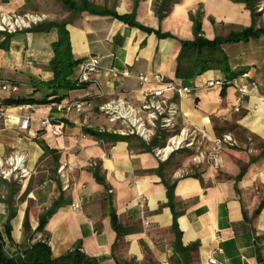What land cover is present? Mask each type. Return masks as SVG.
Segmentation results:
<instances>
[{
	"label": "crops",
	"instance_id": "obj_1",
	"mask_svg": "<svg viewBox=\"0 0 264 264\" xmlns=\"http://www.w3.org/2000/svg\"><path fill=\"white\" fill-rule=\"evenodd\" d=\"M26 1L0 0V12L34 11L67 20L72 55L81 61L75 74L90 59L97 60L101 71L95 84L70 91L60 101L86 102L81 116L71 112L62 117L47 105L5 107L8 98L41 101L50 94L48 64L57 31L18 33L6 51L0 50V107L6 110L0 158L18 154L28 172L20 181L0 179L5 255L24 258L33 243L47 241L52 259L79 245L80 253L95 264H264V35L226 42L246 30L264 29V0H172L162 19L154 7L165 0H87L94 12H81L71 21L66 10H25ZM113 14L132 16L151 32ZM195 22L199 37L222 42L220 50L237 77L228 80L218 70L192 79L176 76L182 45L195 40ZM153 74L192 90L190 98L165 94L178 109L177 133L184 130L193 143L166 161L155 157V148L140 149L141 140L113 143L89 133L111 135L99 106L115 99L139 106L137 77ZM219 81L223 84L206 86ZM250 83L257 89L240 96L238 88ZM4 85L17 87V92H2ZM24 119H29L28 128L20 130ZM44 119L62 125V135L41 128ZM224 137L234 145L215 147ZM196 154L204 160L192 161ZM78 202L81 209L72 210ZM53 203L58 208L43 232H37Z\"/></svg>",
	"mask_w": 264,
	"mask_h": 264
},
{
	"label": "built area",
	"instance_id": "obj_2",
	"mask_svg": "<svg viewBox=\"0 0 264 264\" xmlns=\"http://www.w3.org/2000/svg\"><path fill=\"white\" fill-rule=\"evenodd\" d=\"M26 19V20H25ZM25 19L11 18L8 16H0V33L12 34L16 29L29 26L31 23L36 24L41 19L33 17H25ZM100 67L97 60L90 59L82 65L78 71V80L84 84H95L96 75L100 73ZM112 76H116V71L110 70ZM127 76L126 74H123ZM140 88L142 89V102L139 106H133L123 99H115L99 106V113L106 119L111 126L109 134L119 137H135L146 145H149L155 138L158 140L165 135L166 141L162 148H155L154 155L160 161H166L173 154L189 149L193 143L188 139V134L181 130L177 133L175 119L178 116V109L169 104L165 98V94L173 93L180 97L190 98L192 90L188 87L178 85L175 81H166L159 74H153L151 77L140 75L137 77ZM219 82H209L207 87L222 85ZM256 83L242 85L238 88L240 96H245L251 91L256 90ZM2 92L15 93L17 87L4 85ZM89 105L82 100H73L65 102H52L47 105L50 111H56L66 117L69 113L75 112L78 116L85 113V107ZM6 110L0 107V124L4 120ZM29 125V119L20 122V130H26ZM41 128L49 129L54 136L62 135V125L55 126L49 120L44 119L40 123ZM223 144L234 145L230 137H224L220 141H215L214 146L220 147ZM204 160L202 154L197 155L193 161L200 163ZM28 176V172L24 168V158L18 154L11 155L6 159L0 158V179L3 181H20ZM72 210L81 209V203L72 205ZM214 264V262H212Z\"/></svg>",
	"mask_w": 264,
	"mask_h": 264
},
{
	"label": "trees",
	"instance_id": "obj_3",
	"mask_svg": "<svg viewBox=\"0 0 264 264\" xmlns=\"http://www.w3.org/2000/svg\"><path fill=\"white\" fill-rule=\"evenodd\" d=\"M61 3L68 8L69 11L76 14H80L84 11H93L91 5L87 0H80V5L77 6L74 2L70 0H59ZM166 1V2H165ZM163 4L159 7H154L156 15L159 19H162L169 11L170 6L173 3L172 0H165ZM252 16L254 14L253 5L251 2L248 3ZM119 21L128 24L131 27L143 30L147 33H150L151 30L143 28L137 25L132 16H117L112 15ZM66 24H48L40 25L33 29L28 30V33H39V32H49L51 29H56L58 40L52 44L53 57L48 64V69L52 74V80L47 83V87L50 90V94L41 101H34L32 99H12L8 98L3 101L5 107H17L21 105H38L44 106L52 102H60L65 98V94L81 88L82 86L88 85L79 82L75 70L80 65V60H75L72 55V50L69 41L68 32L65 29ZM199 27L197 22H195L194 36L195 40L192 43H184L182 45V51L177 61L176 76L178 78L192 79L199 75L204 74L209 70H218L221 73L225 74L228 80H232L238 76L239 72H232L229 68L226 57L220 50L221 41H206L199 37ZM260 35H264V29H259L253 31L252 29L246 30L242 35H232L226 42L234 43L242 40H248L249 38H258ZM3 41L0 42V50L6 51L7 44L10 42L12 35H3ZM89 133L96 137L97 139L103 141H110L113 143L116 142H130V140L138 138L135 137H119L114 135H107L105 133L95 134L89 131ZM139 140V139H138ZM137 140V141H138ZM159 140L155 138L149 145H146L142 141H138V146L140 149L145 151H151L153 148H162L158 147ZM47 152L48 150L44 148ZM168 197H172V187H168ZM58 208V205L53 203L50 210L42 214L40 218V225L37 229V232H43L44 226L49 216H51L55 210ZM178 214L174 213V225L173 229L175 233L179 236V232L176 228L175 220ZM112 223L114 229L118 230L116 227V219L112 216ZM10 229L6 227V233L9 236ZM118 235H121L118 232ZM177 250L181 253L184 250L181 248L179 241L176 244ZM0 264H95L94 261L87 259L85 256L80 253V247L77 245L72 251L67 254L57 258L52 259L50 249L47 245V241H38L31 245L30 251L24 258H8L3 252V242L0 236Z\"/></svg>",
	"mask_w": 264,
	"mask_h": 264
},
{
	"label": "rangeland",
	"instance_id": "obj_4",
	"mask_svg": "<svg viewBox=\"0 0 264 264\" xmlns=\"http://www.w3.org/2000/svg\"><path fill=\"white\" fill-rule=\"evenodd\" d=\"M4 1V0H3ZM72 2H74V4H76L77 6L80 5V0H70ZM45 10L46 12H56L57 10H66L68 11L69 13H71V18L68 19V21H71L72 18H74L75 16H77L78 14L74 13V12H71L68 10L67 7H65L61 1L59 0H40L39 2H37V4H33V1L32 0H27L26 1V6H25V10ZM8 16V17H11L13 19L15 18H19V19H25V17H33L34 19L35 18H39L41 19L40 22H37L36 24H30L29 26H24V27H21L20 29H16V32L15 33H12V34H7V33H0V34H3V35H16L18 33H24V32H27L28 30L30 29H33L35 27H38L40 25H48V24H58V25H61V24H66L67 20H64V19H58V18H55V19H49L48 17L46 16H43V15H40L38 13H35L34 11H30V12H14V13H4V12H0V16ZM26 20V19H25ZM2 36H0V40L3 41V39H1ZM166 141V137L165 135H162L161 138L159 139V143H158V147H161L162 145H164ZM183 151H187L186 149L184 150H181L179 151L178 153H183ZM176 154V153H175ZM174 155V154H173ZM198 155V154H196ZM208 157V154H205V158ZM193 159V158H192ZM193 161V160H192Z\"/></svg>",
	"mask_w": 264,
	"mask_h": 264
},
{
	"label": "water",
	"instance_id": "obj_5",
	"mask_svg": "<svg viewBox=\"0 0 264 264\" xmlns=\"http://www.w3.org/2000/svg\"><path fill=\"white\" fill-rule=\"evenodd\" d=\"M257 259L260 260V255H259V253H258Z\"/></svg>",
	"mask_w": 264,
	"mask_h": 264
}]
</instances>
